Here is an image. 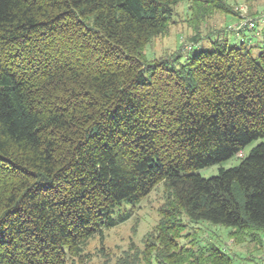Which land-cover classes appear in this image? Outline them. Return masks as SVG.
<instances>
[{
	"label": "trees",
	"instance_id": "1",
	"mask_svg": "<svg viewBox=\"0 0 264 264\" xmlns=\"http://www.w3.org/2000/svg\"><path fill=\"white\" fill-rule=\"evenodd\" d=\"M186 1L195 31L233 11L228 0H0V264H66L160 183L168 219L264 232V141L215 176L193 172L264 139V46L254 55L225 38L150 62L147 45ZM209 250L210 264H231Z\"/></svg>",
	"mask_w": 264,
	"mask_h": 264
},
{
	"label": "rangeland",
	"instance_id": "2",
	"mask_svg": "<svg viewBox=\"0 0 264 264\" xmlns=\"http://www.w3.org/2000/svg\"><path fill=\"white\" fill-rule=\"evenodd\" d=\"M228 1L234 12L213 11L196 31L188 23L191 17L189 2L180 3L169 33L156 37L147 45L146 55L150 62L171 58L181 48L182 56H186L191 51L188 47L193 44L191 37L194 35L201 39L199 44H193L194 50L211 48L216 40L225 38L231 45L244 41L243 37H236L231 26L244 17L264 15V0ZM245 42L253 47L256 55L264 46V35L249 37ZM262 141L263 138L253 140L231 158L193 172L204 178L215 176L221 168L239 165ZM170 197L168 187L160 183L135 206L124 205L121 211H129L130 217L88 238L80 254L68 258L66 264H210L209 249L212 251L214 246L227 252L231 264H264L263 231L258 235L253 231H231L230 227L192 221L185 215L176 220L168 219L163 212Z\"/></svg>",
	"mask_w": 264,
	"mask_h": 264
},
{
	"label": "built area",
	"instance_id": "3",
	"mask_svg": "<svg viewBox=\"0 0 264 264\" xmlns=\"http://www.w3.org/2000/svg\"><path fill=\"white\" fill-rule=\"evenodd\" d=\"M262 27H264V15L253 18L244 17L240 21L234 23L231 26V30H233L235 35L239 37L247 30H259ZM188 48L192 49L193 44H191Z\"/></svg>",
	"mask_w": 264,
	"mask_h": 264
},
{
	"label": "crops",
	"instance_id": "4",
	"mask_svg": "<svg viewBox=\"0 0 264 264\" xmlns=\"http://www.w3.org/2000/svg\"><path fill=\"white\" fill-rule=\"evenodd\" d=\"M263 31H264V27H262L259 30H247L241 36H239V37L236 36V37L239 39H240V37H243L244 41H246V39L249 37H252V36L258 37V36L264 35Z\"/></svg>",
	"mask_w": 264,
	"mask_h": 264
}]
</instances>
